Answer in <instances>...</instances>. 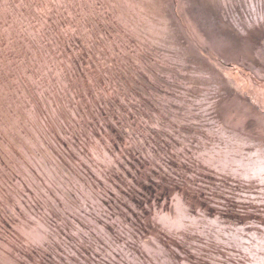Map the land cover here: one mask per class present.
<instances>
[{
	"label": "trees",
	"instance_id": "1",
	"mask_svg": "<svg viewBox=\"0 0 264 264\" xmlns=\"http://www.w3.org/2000/svg\"><path fill=\"white\" fill-rule=\"evenodd\" d=\"M66 1L48 0L44 12L22 7L7 20L25 19L31 12L35 23L58 18L63 30L72 11ZM48 39L65 66L89 60L95 79L82 67L70 73L81 82L78 86H86L87 99L40 120L44 129L35 136L26 114L0 107V259L13 264H148L143 247L160 239L165 264H193L201 252L207 257L205 242L195 236L178 241L154 223L177 196L192 217L231 228L253 224L238 182L204 170L193 159L201 132L190 125V111L181 107L184 95L175 84L147 86L153 93L145 88L129 95L117 67L113 75L98 66V38L79 56H73L80 50L74 38ZM44 48L45 53L53 50L49 43ZM163 74L155 72L165 79ZM2 78L10 85L6 74ZM79 92L84 95L82 88ZM33 226L44 232L38 245L18 236V230Z\"/></svg>",
	"mask_w": 264,
	"mask_h": 264
},
{
	"label": "rangeland",
	"instance_id": "2",
	"mask_svg": "<svg viewBox=\"0 0 264 264\" xmlns=\"http://www.w3.org/2000/svg\"><path fill=\"white\" fill-rule=\"evenodd\" d=\"M39 1L0 0V107L26 114L34 136L42 132L41 121L89 95L69 74L81 67L89 74L95 70L89 60L65 66L48 37L77 40L80 50L73 56L91 50L98 38V66L118 73L127 94L175 84L192 98L190 125L201 132L193 159L204 170L238 182L243 204L254 215L253 224L231 228L192 217L174 197L169 212L155 215L158 230L178 241L203 240L207 257L201 252L193 264H264V0H67L72 11L67 9L63 30L58 18L35 23L31 12L25 19L7 20L22 7L44 12L48 0ZM47 43L53 50L45 53ZM155 72L165 73V79ZM151 88L147 92L153 93ZM17 232L24 243L38 245L45 239L43 229L34 226ZM143 249L145 263L165 264L160 239ZM0 264L13 263L0 259Z\"/></svg>",
	"mask_w": 264,
	"mask_h": 264
},
{
	"label": "bare ground",
	"instance_id": "3",
	"mask_svg": "<svg viewBox=\"0 0 264 264\" xmlns=\"http://www.w3.org/2000/svg\"><path fill=\"white\" fill-rule=\"evenodd\" d=\"M219 58V57H218ZM181 107L183 108V109H189L190 110V108L192 109V105H190L189 104V102H188V99H187V95L184 93V97H183V99L181 100ZM176 198V197H175ZM177 198H179L180 200H181V202L183 203V205L185 206V208H186V210H187V207H186V205H185V203H184V201L182 200V198L181 197H178L177 196ZM172 207V206H171ZM171 207H170V209H171ZM169 209V210H170ZM252 210V209H251ZM169 212V211H168ZM187 212H188V210H187ZM249 213H251L252 215H253V213H252V211H250L249 210ZM198 217V216H197ZM214 221V220H213ZM216 221V220H215ZM156 242H157V240H155ZM144 248V247H143ZM143 254H144V249H143Z\"/></svg>",
	"mask_w": 264,
	"mask_h": 264
}]
</instances>
